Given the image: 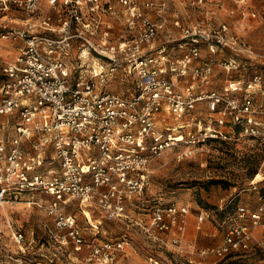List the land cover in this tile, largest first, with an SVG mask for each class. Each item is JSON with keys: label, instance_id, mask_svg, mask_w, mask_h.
I'll use <instances>...</instances> for the list:
<instances>
[{"label": "built area", "instance_id": "1", "mask_svg": "<svg viewBox=\"0 0 264 264\" xmlns=\"http://www.w3.org/2000/svg\"><path fill=\"white\" fill-rule=\"evenodd\" d=\"M168 11L169 0H0V116L8 118L0 138V264H32L25 234L4 212L17 203L50 219L39 250L48 249L45 243L74 252L86 247L90 264H116L126 253L125 236L87 240L76 216L67 213L76 207L184 253L190 207H149L151 164L181 147L178 158H190L210 142L243 138L263 154L250 183L257 205L238 203L222 220L219 246L201 255L224 259L264 249V72L251 63L253 47L226 24L176 19L174 41L182 55L157 49L171 22ZM241 17L264 20V11ZM247 65L246 78L239 72ZM217 68L237 77L221 90H203ZM114 82L129 85L118 92L109 89ZM203 101L210 112L206 123L192 117ZM206 219L201 212L198 223ZM7 236L16 249L8 248Z\"/></svg>", "mask_w": 264, "mask_h": 264}, {"label": "rangeland", "instance_id": "2", "mask_svg": "<svg viewBox=\"0 0 264 264\" xmlns=\"http://www.w3.org/2000/svg\"><path fill=\"white\" fill-rule=\"evenodd\" d=\"M262 1L257 8L264 7V0ZM171 2L174 3V1ZM171 7L173 11L185 17L187 24L205 22L211 27L226 24L230 31L242 36L253 47L256 57L251 63L264 72L263 20L242 19L243 8H240L234 0H175V5ZM248 9L245 8V12ZM203 55L206 56L205 51ZM249 73L248 65L239 72L246 78L250 76L251 73ZM236 77V75L228 76L223 70L217 68L214 80L202 89L221 90L228 79ZM128 85L114 82L109 89L124 92ZM130 87L133 85L130 84ZM192 117L196 120L201 119L203 123L209 120L210 112L205 101L197 104ZM169 121L173 126L176 125L174 120ZM2 124H8L7 117L0 116V138L7 135V132L2 129ZM183 150L181 147L167 151L151 164V185L146 196L149 207L179 204L190 207L188 217L189 222L191 221V231L188 232L190 242L184 244V253L159 247L136 228L124 222L105 220L97 212L84 214L76 207H71L67 209V213L76 216L78 224L84 229V235L89 241L95 238L97 242H102L122 236L130 241L129 247L125 250L126 253L119 256L116 264H154L149 258L158 260L160 264H264V249L260 247H255L248 253L234 254L224 259L211 254L200 255L201 251L216 246L221 235L223 237L222 220L234 211L232 207H223L227 200L235 198L236 204L243 203L250 207L257 205V193L251 189L250 183L259 173L263 157L260 149L250 139L243 138L238 142L227 144L213 141L202 152L190 158L179 159L178 155ZM254 171L256 174H253ZM259 178L260 176L257 180ZM216 181L221 183H213ZM4 212L12 216L16 227L21 228L25 234L27 239L25 245L29 246L26 257L32 264H90L86 262V256L89 253L86 247L80 252H74L71 248H59L57 244L45 243V248L48 249L39 250L41 243L46 242L47 238V230L43 225L50 223V219L43 212L26 203L8 205ZM201 212L207 213V219L199 224L198 216ZM6 238H8L6 242L8 248L16 249V244L8 236ZM33 239L34 242L30 246L29 242ZM42 252L49 258L37 256Z\"/></svg>", "mask_w": 264, "mask_h": 264}, {"label": "crops", "instance_id": "3", "mask_svg": "<svg viewBox=\"0 0 264 264\" xmlns=\"http://www.w3.org/2000/svg\"><path fill=\"white\" fill-rule=\"evenodd\" d=\"M171 1H174V3ZM234 2L236 4H238L240 8H243L241 15L243 12H245V8H249L248 11L253 10V9L258 10V11H264V7L262 9L257 8L259 6V4H261L263 2L262 0H246L245 2H240L239 0H234ZM172 5H175V0H169V11H168L169 13L168 14H169V18H170L171 22H170V25L168 28V32L163 33L159 37V39L155 43V47H157V49H158L162 46H166L168 50H171L174 52V54H176L177 56H180V55H182L183 50L179 49L178 48V42L174 41V40L178 39V37H179V30L173 26V22L176 19H179L183 25H191V24H187L185 17L180 16V14L177 11H173L172 7H171ZM46 8H47V5L44 4V9L46 10ZM259 19H250V20H259ZM260 20H263V19H260ZM114 26L116 28H118V25L115 24ZM189 223H190V226H189ZM189 230L191 231V221L189 222V218H188V227H187V230H186L185 235H184L183 244H185V243L187 244L190 242V240L188 238ZM221 241H222V235H221V239H220L219 243L216 246H213V247L207 248V249H212V248L218 247L219 244L221 243ZM209 254L217 257L216 255H214L212 253H209ZM200 255H201V253H200ZM206 255H208V254H206ZM201 256H203V255H201ZM196 264H202V263H196Z\"/></svg>", "mask_w": 264, "mask_h": 264}, {"label": "trees", "instance_id": "4", "mask_svg": "<svg viewBox=\"0 0 264 264\" xmlns=\"http://www.w3.org/2000/svg\"><path fill=\"white\" fill-rule=\"evenodd\" d=\"M220 142L221 143H224V144L230 143V142H226V141H220ZM262 161H263V157H262ZM262 161H261V163H262ZM253 174H256V171H254ZM213 183H216L217 184V183H221V182L216 181V182H213ZM259 194H260L261 197H264V181H262L260 183V185H259ZM236 205L237 204L234 203V201H233L231 204H229L227 207H224V208H229V207L235 208Z\"/></svg>", "mask_w": 264, "mask_h": 264}, {"label": "bare ground", "instance_id": "5", "mask_svg": "<svg viewBox=\"0 0 264 264\" xmlns=\"http://www.w3.org/2000/svg\"><path fill=\"white\" fill-rule=\"evenodd\" d=\"M260 176V175H259ZM258 177V176H257Z\"/></svg>", "mask_w": 264, "mask_h": 264}]
</instances>
